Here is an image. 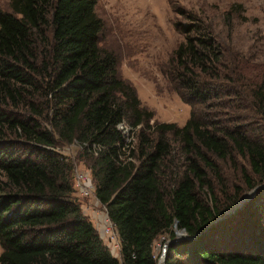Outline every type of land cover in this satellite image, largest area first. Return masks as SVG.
Here are the masks:
<instances>
[{
	"label": "trees",
	"instance_id": "16d2710c",
	"mask_svg": "<svg viewBox=\"0 0 264 264\" xmlns=\"http://www.w3.org/2000/svg\"><path fill=\"white\" fill-rule=\"evenodd\" d=\"M96 7L97 0H11L10 11L0 10V264H158L163 236L166 264H264V188L217 221L243 191L223 188V204L215 185H224L218 161L239 171L248 193L264 185V67L225 86L227 108L246 111V120L192 113L183 127L151 124L154 114L120 78L115 54L100 46ZM194 21L182 25L170 81L191 108L224 109L214 89L223 50ZM126 122L140 127L136 147L119 128ZM62 145L82 149L119 257L84 215ZM176 229L189 238L176 241Z\"/></svg>",
	"mask_w": 264,
	"mask_h": 264
},
{
	"label": "rangeland",
	"instance_id": "374dc122",
	"mask_svg": "<svg viewBox=\"0 0 264 264\" xmlns=\"http://www.w3.org/2000/svg\"><path fill=\"white\" fill-rule=\"evenodd\" d=\"M10 2L0 0V10L10 11ZM96 12L104 26L100 46L115 54L120 78L135 88L142 107L154 114L151 124L174 123L183 127L192 113L203 115L209 121L217 117L225 123L235 117L247 119L246 111L227 108L231 98L225 96L224 90L232 82L230 79L251 81L264 67V0H97ZM190 21L202 23L210 30L223 50L217 82L221 87L215 85L214 89L220 95L215 103H223L224 109L191 108L181 100L170 81L169 70L175 68L171 61L186 39L181 28L192 24ZM122 128L127 143L136 147L140 127L133 130L126 122ZM168 137L174 148L172 153L176 155L175 163L181 165L180 147L172 135ZM59 149L74 162L73 183L84 215L113 255L119 257L120 240L106 207L96 196H83L79 192L82 176L90 179L95 190L82 149L78 145H62ZM218 162L224 177V185L215 182L219 200L225 203L223 188L230 196L235 186L243 191L242 198L245 197L248 191L239 171L230 164ZM166 238L163 236L155 243L159 260L166 250ZM2 252L0 245V255Z\"/></svg>",
	"mask_w": 264,
	"mask_h": 264
},
{
	"label": "water",
	"instance_id": "95a60500",
	"mask_svg": "<svg viewBox=\"0 0 264 264\" xmlns=\"http://www.w3.org/2000/svg\"><path fill=\"white\" fill-rule=\"evenodd\" d=\"M264 188V185H261V186H258V187H256L254 190H252L251 192H249L245 197H243L234 207H233V209L232 210H230V211H227L226 213H225V215L224 216H222V217H219L218 219H217V221L218 220H221V219H223V218H225V217H228V216H230L232 213H234L235 211H236V209L238 208V207H242V206H244L245 205V203L246 202H249L255 195H256V193L259 191V190H261V189H263ZM177 230V229H176ZM177 232V240L176 241H179V240H183V239H185V238H189L188 236H187V234L185 233V231L184 230H182V231H176ZM167 250V249H166ZM165 250V252H164V254H163V256L161 257V259L159 260V262H158V264H166V253H167V251Z\"/></svg>",
	"mask_w": 264,
	"mask_h": 264
},
{
	"label": "built area",
	"instance_id": "2783aa9c",
	"mask_svg": "<svg viewBox=\"0 0 264 264\" xmlns=\"http://www.w3.org/2000/svg\"><path fill=\"white\" fill-rule=\"evenodd\" d=\"M125 124V123H123ZM123 124H121L119 126L121 132L123 133V135L125 136V132L123 131ZM81 177V176H80ZM82 184L79 183V192L83 195V196H89V195H94L95 196V190H94V186L93 184L91 183L90 179L88 177H84L82 176ZM166 248V246H165ZM164 252H165V249H164Z\"/></svg>",
	"mask_w": 264,
	"mask_h": 264
}]
</instances>
